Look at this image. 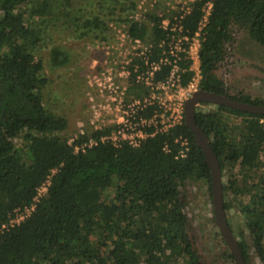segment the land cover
Returning <instances> with one entry per match:
<instances>
[{
  "label": "trees",
  "instance_id": "trees-1",
  "mask_svg": "<svg viewBox=\"0 0 264 264\" xmlns=\"http://www.w3.org/2000/svg\"><path fill=\"white\" fill-rule=\"evenodd\" d=\"M25 1L0 0V222L13 209L33 203L37 187L45 179L47 184L30 212L0 232V264H213L196 246L185 199L180 198L179 187L199 179L210 199L209 168L190 129L182 120L147 135L138 146L101 141L99 135L108 127L85 129L68 141L61 132L66 117L47 109L41 97L47 79L41 58L30 49L38 37L16 9ZM40 1L33 13L46 12V0ZM206 1L192 0L181 16V11L169 9L144 12V20L128 17L126 31L151 41L156 53L162 38L193 33ZM209 1L197 87L264 103L258 97L230 95L215 72L226 45L234 40L233 30L244 28L264 48V0ZM174 14L181 29L160 26L163 17L170 26ZM50 52L54 64L66 60L60 48L53 46ZM165 70L163 66L155 76ZM190 74L182 72L181 84ZM228 114L239 117L236 125ZM194 120L223 168V197L228 195L224 210L237 206L246 218L250 245L235 238L245 263L252 252L264 264V113L213 104L208 110L195 108ZM178 133L188 140L183 156L176 155L173 137ZM89 136L96 142L86 145Z\"/></svg>",
  "mask_w": 264,
  "mask_h": 264
},
{
  "label": "rangeland",
  "instance_id": "rangeland-1",
  "mask_svg": "<svg viewBox=\"0 0 264 264\" xmlns=\"http://www.w3.org/2000/svg\"><path fill=\"white\" fill-rule=\"evenodd\" d=\"M177 0H46V12L33 13L41 4L40 0H26L18 4L16 9L23 14L24 23L34 30L38 37L30 47L31 51L42 60L41 73L46 82L41 86V97L45 107L62 113L67 119L66 128L61 131L71 140L81 127L87 129L90 113L89 94L98 101L96 85L91 87V73L102 71V67H110L113 80L118 85L124 84L122 76H118L119 62L112 64L110 52L119 44L130 46L127 38H120L128 25V17L137 19L139 12H169ZM133 2L131 7L129 3ZM125 6V7H123ZM132 17H130V16ZM126 18V19H125ZM146 19L144 17L140 19ZM96 20V23L94 20ZM103 23V24H102ZM236 52L246 69L245 74L234 76L232 86L242 90L249 97L264 98V82H255L254 78H264V48L252 40L245 29L239 31ZM147 38V37H146ZM56 46L66 53V60L54 64L50 49ZM108 50L109 53H106ZM261 75V76H260ZM127 84L125 95L133 94L132 86ZM211 104H196L197 110H208ZM227 114V113H225ZM233 125L239 117L228 114ZM109 119V117L105 118ZM236 127H232L234 134ZM18 139V138H17ZM18 142L19 139H18ZM223 171V168L221 169ZM225 170V169H224ZM225 181V175H221ZM255 189V188H254ZM253 189V190H254ZM180 198L185 199V210L191 222V231L195 234L196 246L213 264H233L225 251V245L218 238V230L212 219L211 200L205 184L199 179H190L179 187ZM224 201L228 195H224ZM225 212L228 224L233 233L246 245H250V236L246 218L237 206ZM225 211V210H224ZM212 216V217H211ZM264 225V223H263ZM220 254V255H219ZM246 264H260L252 252L248 254Z\"/></svg>",
  "mask_w": 264,
  "mask_h": 264
},
{
  "label": "built area",
  "instance_id": "built-area-1",
  "mask_svg": "<svg viewBox=\"0 0 264 264\" xmlns=\"http://www.w3.org/2000/svg\"><path fill=\"white\" fill-rule=\"evenodd\" d=\"M191 2L192 0H177L170 9L181 11V16L190 9ZM210 8L209 0L202 5L197 27L192 34L172 33L167 39L162 38L158 42L160 51L156 53L151 51V41L133 37L126 30L120 32V38L125 37L132 44L114 46L112 49H116V52L111 51L110 55L112 64L117 60L119 62L120 70L117 73L123 77L124 84L118 85L114 82L110 67L103 66L102 71L91 73L93 83L90 84L92 88L96 85L99 100H94L89 94L91 103L87 129L108 127L107 131L99 135L101 141L107 140L114 145L126 141L132 146H138L147 135L164 132L180 124L183 120L184 98L197 87L200 79L198 49ZM135 15L140 19L145 14L137 12L134 18ZM172 18L174 21L168 26V18L163 17L160 26L170 30L181 29L176 14ZM105 52L109 53L108 50ZM163 66L166 67L165 72L156 77V72L161 71ZM185 70L191 71V74L186 82L181 84V74ZM128 83L132 86L133 94L126 96ZM138 88H141V91L137 95ZM104 117L109 119L105 120ZM84 130L85 128L81 127L77 133ZM173 141L178 145L176 155L183 156L189 147L186 136L178 133L173 137ZM95 142L96 140L89 136L84 144ZM163 148L168 149V143H164ZM46 184L47 179L37 187L33 203L21 209H13L7 220L0 222V232L18 223L30 212L38 195L46 189Z\"/></svg>",
  "mask_w": 264,
  "mask_h": 264
},
{
  "label": "water",
  "instance_id": "water-1",
  "mask_svg": "<svg viewBox=\"0 0 264 264\" xmlns=\"http://www.w3.org/2000/svg\"><path fill=\"white\" fill-rule=\"evenodd\" d=\"M200 101H208L210 103L253 113H264V104L235 99L226 94H220L198 87L193 89L192 92L184 98L183 102V122L192 132L193 141L200 147L204 160L209 168L210 200L214 221L235 263L246 264L226 220L223 208L221 169L217 157L212 151L207 135L199 128L194 120L195 105Z\"/></svg>",
  "mask_w": 264,
  "mask_h": 264
},
{
  "label": "flooded vegetation",
  "instance_id": "flooded-vegetation-1",
  "mask_svg": "<svg viewBox=\"0 0 264 264\" xmlns=\"http://www.w3.org/2000/svg\"><path fill=\"white\" fill-rule=\"evenodd\" d=\"M241 29H244V28H241ZM240 29V30H241ZM240 30H238V31H232L231 32V35L233 36V42L231 43V44H227L226 45V49H225V53H224V55H223V58L218 62V64H217V66H216V68H215V72H216V74H217V76L218 77H220L221 78V80L224 82V88H227V92L230 94V95H232V94H235V96H238V97H240V98H243V99H255V98H261V99H264V98H262V96L261 97H259V96H254V97H249V96H245V95H248V94H246V93H243L242 92V90H240L239 88L238 89H236L235 87H233L232 86V78L234 77V76H239L241 73L242 74H245L246 73V69H244L245 67H244V65H243V63H241V61H240V54H238L237 52H236V46H237V44H238V41H239V31ZM242 59V58H241ZM261 76V75H260ZM260 78V77H259ZM258 77L257 78H254L253 80L255 81V82H258L259 84H260V82L262 81V82H264V78L261 80V79H259ZM210 91V90H209ZM216 93H218V92H216ZM220 94H223V93H220ZM229 96V95H228ZM231 97V96H230ZM236 99V98H235ZM248 102H250V101H248ZM253 103H257V102H253ZM259 103V102H258ZM199 105L201 104H211V105H213L214 103H210V102H208V101H200L199 103H198ZM264 104V103H263ZM182 199V198H181ZM226 201V200H225ZM235 207L234 206H232V205H230V206H226L225 207V211L224 212H229L230 210H232V209H234ZM226 216V215H225ZM227 218H228V216H227ZM227 218H226V220H227ZM215 222V221H214ZM228 222V221H227ZM229 225V224H228ZM215 226L217 227V225H216V223H215ZM229 227H230V225H229ZM217 230H218V228H217ZM230 230H231V232H232V234H233V236L235 237V238H237L238 236H236L234 233H233V231H232V229H231V227H230ZM218 238H219V240L221 241V242H223L224 243V245H225V251H220L221 253H223V254H225L226 253V251H229L228 250V248H227V246H226V244H225V242H224V240H223V238H222V235H221V233L219 232V230H218ZM239 238V237H238ZM225 252V253H224ZM227 254V253H226ZM229 254H230V252H229ZM220 255V254H219ZM231 255V254H230ZM228 256V255H227ZM232 256V255H231ZM230 256V259H231V261H232V263L233 264H236L235 263V261H234V259H233V257H231Z\"/></svg>",
  "mask_w": 264,
  "mask_h": 264
}]
</instances>
